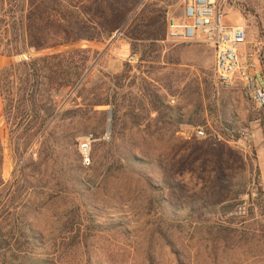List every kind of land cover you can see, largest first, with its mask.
Segmentation results:
<instances>
[{"label":"rangeland","instance_id":"1","mask_svg":"<svg viewBox=\"0 0 264 264\" xmlns=\"http://www.w3.org/2000/svg\"><path fill=\"white\" fill-rule=\"evenodd\" d=\"M187 1L0 13L1 48L31 19L49 43L0 55V77L49 57L0 87V264H264V109L217 81L210 46L168 39ZM212 1L264 64V0Z\"/></svg>","mask_w":264,"mask_h":264},{"label":"built area","instance_id":"2","mask_svg":"<svg viewBox=\"0 0 264 264\" xmlns=\"http://www.w3.org/2000/svg\"><path fill=\"white\" fill-rule=\"evenodd\" d=\"M167 37L174 43L203 42L214 52L217 81L225 88L238 87L244 99L255 109H264V68L257 50L246 45V31L241 24H227L212 0H188L180 19L167 24ZM128 61H136L130 55ZM198 130L196 136H204ZM244 137L250 138L249 133ZM92 135L78 143L83 163H90Z\"/></svg>","mask_w":264,"mask_h":264},{"label":"trees","instance_id":"3","mask_svg":"<svg viewBox=\"0 0 264 264\" xmlns=\"http://www.w3.org/2000/svg\"><path fill=\"white\" fill-rule=\"evenodd\" d=\"M16 4H17V0H0V13H2V15L6 16L7 14H11V18L13 17V12H14V8L16 9ZM6 6H7V9H6ZM9 6V8H8ZM31 13V12H30ZM47 18V17H46ZM44 18V19H46ZM41 22H44L42 19H41ZM33 20L31 19L27 25H26V35H22V37L19 39V33L17 34L16 33V30H15V25H12V29H13V33H14V37H13V44L8 47V44L5 45L4 48H1L2 46V43L0 41V55H6V56H10V55H14V54H19L21 53L22 51H26L27 48L31 47L33 48L34 50H41V49H45V48H48L49 47V43H48V39H46L45 37H42L41 35L38 36V33L34 30V27H33ZM57 26L58 27H61V24L57 23ZM24 34H25V30L22 28ZM110 31H113V28H110ZM22 32V34H23ZM68 39L67 38H64L62 39L61 41L62 42H68L67 41ZM60 41V42H61ZM55 45H57L58 43H56V41L54 42ZM49 57H45V58H42L40 60H35V61H31L30 63H19L17 64V66H9L7 68H4L2 71H1V77H0V87H2V80L4 78H7V76L9 75L8 73L10 71H12L14 68H19V67H28L27 70H26V76L27 77H35V75H37V73H39V69L36 68V65L40 62H45L48 60ZM54 58V56L52 57ZM261 65H262V68H264V64H262V61H261ZM76 68V67H74ZM4 74L6 75L5 77ZM81 77V73L79 71H76L74 73V79L73 81H69V79H67L66 81H64V85L63 86H67L68 84H74L76 83ZM38 85V83H37ZM36 85V87L34 88L35 91H38V86ZM258 193L259 194H264L262 193L261 189L258 188Z\"/></svg>","mask_w":264,"mask_h":264}]
</instances>
